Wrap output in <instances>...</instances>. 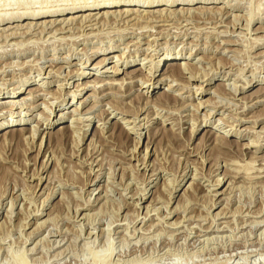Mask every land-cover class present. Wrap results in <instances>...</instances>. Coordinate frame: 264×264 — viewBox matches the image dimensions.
I'll list each match as a JSON object with an SVG mask.
<instances>
[{"label":"rangeland","instance_id":"rangeland-1","mask_svg":"<svg viewBox=\"0 0 264 264\" xmlns=\"http://www.w3.org/2000/svg\"><path fill=\"white\" fill-rule=\"evenodd\" d=\"M114 1L0 0V264H264V0Z\"/></svg>","mask_w":264,"mask_h":264},{"label":"bare ground","instance_id":"bare-ground-1","mask_svg":"<svg viewBox=\"0 0 264 264\" xmlns=\"http://www.w3.org/2000/svg\"><path fill=\"white\" fill-rule=\"evenodd\" d=\"M194 0H187V2H185L184 4H193L194 2H193ZM159 2V1H158ZM157 2V3H158ZM119 3H121V2H117V1H114V2H111V3H108V4H106V3H103V2H101V3H97L96 4V6L98 7H96L97 9H99L98 10V12H89V14H88V16H85V19H87L86 20V22H90V25H91V23H92V21H96V23L97 22H99L98 20L101 18V17H104V16H106L108 13H109V10H108V8L109 7H114V8H117V7H127V8H125V9H123V10H120V12H118L120 15L119 16H122V17H124L123 15H125V17H127V19H129V18H131V19H133V17H131V15L132 14H135L136 16H137V14H140V13H142V12H144L145 11V13H144V15H146V12H147V14H151L152 12H154V11H152V10H149V9H146V8H150V7H153V6H155L156 4V2H154V1H152V0H145V1H142V3L141 4H139V5H133V8H128V7H130L131 5L130 4H127V5H118ZM183 2H178L177 0H171L170 2H167V3H164V4H162L161 3V5L162 6H174V5H179V4H182ZM209 3V2H208ZM106 5V6H105ZM107 5H110V6H107ZM158 5V4H157ZM160 6V5H159ZM87 7V6H86ZM92 7V6H91ZM74 8H76V7H74ZM141 8H143V9H141ZM96 9V10H97ZM105 9H107V11H106V13H105V11L103 12V13H100L101 12V10H105ZM52 10H53V8H52ZM74 10V12H81V11H83V10H85V9H83L82 10V8H77V9H73ZM96 10H94V11H96ZM165 10V9H164ZM28 11V10H27ZM115 11V10H114ZM41 12H43V11H41ZM156 12V11H155ZM112 13H114L113 11H112ZM58 14V13H57ZM123 14V15H122ZM150 14H149V16H150ZM17 15V14H16ZM54 15H56V14H54V13H47V14H41V13H35L34 14V16H33V18H41V17H44V16H54ZM83 15V14H82ZM99 15V16H98ZM101 15V16H100ZM113 15V14H112ZM238 15V14H237ZM5 16V15H4ZM95 16H98V17H95ZM152 16V15H151ZM8 17V16H7ZM147 18H148V15H147ZM63 19V18H62ZM97 19V20H96ZM46 21V19L44 20V22ZM65 19H63V20H58V18H52V19H50L47 23H51V24H58V23H62V24H64L65 23ZM129 21V20H128ZM45 22V23H46ZM69 22V21H68ZM84 22H85V20H84ZM81 23V22H80ZM95 23V24H96ZM247 23V22H246ZM69 24V23H68ZM61 26V25H60ZM31 27V26H30ZM35 28V27H34ZM44 28V27H43ZM91 29V28H90ZM93 29V28H92ZM75 30V29H74ZM260 30H262V31H264V27H260ZM61 31V30H60ZM13 32V31H12ZM198 32V31H197ZM40 35V34H39ZM50 35V34H49ZM261 37V36H260ZM261 39V38H260ZM259 39V40H260ZM263 39H264V36H263ZM56 45V44H55ZM196 45V44H195ZM15 50V49H14ZM191 54V53H190ZM111 57H113V56H111ZM161 57H163V56H159L158 58H157V61L156 62H154V60H148V61H153V67L151 66V68L154 70H152L151 68V70H152V72H151V70H150V72L149 73H151V77H149L147 80L149 81V80H152V76H155L156 74H155V72L157 71L156 69H157V67H158V65H159V62H160V60H161ZM185 58L187 57V56H184ZM189 57V56H188ZM119 58V57H118ZM164 61H169L170 60V64H171V69L172 68H176L177 67V71H176V75H182L183 76V73L184 72H192V70H193V68L190 66L189 67V65L188 66H186L185 67V65H187L188 64V62H178V61H176L177 59H179L180 57H178V56H176V57H174V58H169L168 56H164ZM175 59V60H174ZM107 60V59H106ZM104 61H105V58H104ZM103 62V60L99 63V64H96V66H98L99 67V65L101 64ZM14 63V62H13ZM39 63V62H38ZM104 63V62H103ZM102 63V64H103ZM4 64V63H3ZM152 64V63H151ZM127 65H129V64H127ZM126 65V66H127ZM10 67V66H9ZM115 70H112V72H116V73H118V72H120L121 71V69H119L118 67H116L115 66V68H114ZM188 69V70H187ZM106 71H108V69H105ZM174 70V69H173ZM79 71H81V70H79ZM123 71V70H122ZM175 71V70H174ZM173 71V72H174ZM49 72V71H48ZM171 72H172V70H171ZM81 73H83V74H87V75H90V74H92V75H95L96 77H95V81L96 80H99L100 78H99V76L98 75H100L99 73H95V72H91V71H82ZM126 73V72H125ZM193 73V72H192ZM68 74V73H67ZM127 74H128V72H127ZM191 74V73H190ZM126 75V74H125ZM64 76V75H63ZM174 76H175V73H174ZM168 79V78H167ZM98 82V81H97ZM96 83V82H95ZM125 83V82H124ZM211 83V82H210ZM208 84V83H207ZM28 85V84H27ZM233 85V84H232ZM231 85V86H232ZM157 86V84L156 85H154V87L153 88H155ZM169 86V85H168ZM15 88H18L19 89V91L21 92L22 90H23V88L22 87H19V86H17V87H15ZM199 88H202V86H200L199 85ZM83 89V88H82ZM30 91V90H29ZM154 91V90H153ZM13 93H15V91L13 92ZM24 99H26V98H24ZM62 99H64V97L62 98ZM8 101H10V102H12V104H16V103H19L20 101L19 100H8ZM19 101V102H18ZM79 103H81V101L79 102ZM199 103H202V101H199ZM11 104V103H10ZM201 105V104H200ZM58 107H60V105L58 106ZM76 111L75 112H78V113H82L81 111H80V109H78V108H74ZM118 109V108H117ZM123 113H125V114H127L128 112L127 111H123V110H121ZM61 117H63V113L62 114H60L59 115V118H61ZM187 117V116H186ZM89 118V117H88ZM88 118L86 119V120H88ZM74 119V118H73ZM85 119V118H84ZM195 119V118H194ZM83 119L82 118H76V122H79L80 121V123L82 124V125H86V124H84V122L82 121ZM24 121H26V120H23L22 118H20L19 119V121H7V123L3 126V128H4V132L6 133H8V131H10V132H12L13 134H15L16 132L15 131H20L19 132V135H20V137H22L23 135H25V131H26V126H25V123L26 122H24ZM28 121V120H27ZM59 121H60V119H58V120H56L53 124H51V126L53 125H55V124H57V123H59ZM135 122V121H134ZM39 123V125H41V126H43L44 125V123L43 122H41V121H39L38 122ZM49 124H46V126L45 127H47ZM88 125V124H87ZM135 125V124H134ZM137 125V124H136ZM197 126V125H196ZM15 127H17V129H14ZM18 127H20V128H18ZM35 128H37V126L35 127ZM194 128V127H193ZM231 128H234L233 126H231ZM38 129H40L39 127H38ZM37 129V130H38ZM36 130V131H37ZM81 130H83V133L85 132L84 130V128H81ZM227 131V130H226ZM15 132V133H14ZM4 133V134H5ZM18 133V132H17ZM34 133V132H33ZM36 133L37 132H35V135H36ZM3 134V135H4ZM34 134H33V137L35 136ZM221 135L222 136H224V138L221 136V138H223V139H225L226 141H227V138H226V136H228V132H222L221 133ZM16 136V135H15ZM232 136V135H231ZM235 139H237L238 137H239V135L237 134L236 136H233ZM26 139V138H25ZM138 142H140V141H138ZM244 147H248V146H244ZM257 148V147H256ZM135 151V150H134ZM43 170V169H42ZM110 170V169H109ZM261 171V170H260ZM200 173V172H199ZM40 181H41V178H40ZM217 181V180H216ZM219 181H220V178H219ZM218 181V183H217V185H220V182ZM130 184V183H129ZM132 184V183H131ZM107 189V188H106ZM217 193H218V191H216ZM221 193V192H220ZM107 194V193H106ZM153 194V193H152ZM151 194V195H152ZM147 198V197H146ZM142 199V198H141ZM156 199V198H155ZM153 200V199H152ZM128 202V201H127ZM12 204V203H11ZM136 204V203H135ZM29 206V205H28ZM19 207V206H18ZM145 207V206H144ZM191 207V206H190ZM156 208V207H155ZM168 208V207H167ZM155 210V209H154ZM152 211V210H151ZM150 211V212H151ZM218 212V211H217ZM241 212V211H240ZM171 213V212H170ZM246 213V212H245ZM219 215V214H218ZM226 216V215H225ZM164 218V217H163ZM83 219V218H82ZM113 220V219H112ZM178 223V222H177ZM216 223V222H215ZM111 224V223H110ZM116 224V223H115ZM38 225V224H37ZM97 228V227H96ZM220 228V227H219ZM77 229V228H76ZM106 229V228H105ZM50 233V232H49ZM133 234V233H132ZM140 235V234H139ZM47 237V236H46ZM151 238V237H150ZM183 240V239H182ZM44 242V241H43ZM145 242V241H144ZM33 250V249H32Z\"/></svg>","mask_w":264,"mask_h":264}]
</instances>
